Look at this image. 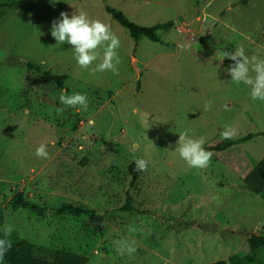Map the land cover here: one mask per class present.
<instances>
[{"label": "rangeland", "instance_id": "374dc122", "mask_svg": "<svg viewBox=\"0 0 264 264\" xmlns=\"http://www.w3.org/2000/svg\"><path fill=\"white\" fill-rule=\"evenodd\" d=\"M105 6L142 26L174 21L158 33L166 44L142 38L134 51ZM81 11L119 37V75L90 74L70 44L52 37L61 12ZM240 46L264 58V0H28L7 11L0 19V229L12 225L35 246L85 255L87 264H239L249 235H264V196L242 183L264 157V136L210 151L203 170L189 168L175 149L185 131L204 138V148L219 144L227 128L235 130L231 139L264 131V102L232 82L230 60H220ZM28 62L66 75L64 87ZM61 92L86 94L87 111L62 105ZM41 144L48 159L35 155ZM137 158L148 170L130 185ZM19 192L48 209H92L103 230L87 218L29 216L9 204ZM127 194L134 212L120 210ZM125 238L136 241L131 257L114 244Z\"/></svg>", "mask_w": 264, "mask_h": 264}, {"label": "clouds", "instance_id": "9594fccd", "mask_svg": "<svg viewBox=\"0 0 264 264\" xmlns=\"http://www.w3.org/2000/svg\"><path fill=\"white\" fill-rule=\"evenodd\" d=\"M60 19L52 23L51 35L57 41V45L70 44L74 50V59L82 69L90 70V74L96 72H111L119 75L121 58L118 49L121 42L118 36L112 32L110 26L101 20L90 19L87 13L79 12L71 18L65 12H61ZM229 59L234 63L230 65L227 72L231 81L236 85H246L250 88V97L253 101L264 102V58L258 54L248 55L243 46L235 48L234 52L222 51L220 60ZM99 61V63H96ZM95 63V67L93 64ZM59 101L67 108L77 111H87L88 97L83 93L68 95L61 92ZM211 109V103L205 105V110ZM64 109H57L62 112ZM235 130L227 128L222 132L224 139H231ZM204 138H193L187 131L179 134L178 146L175 151L189 168L203 170L210 165L212 153L204 148ZM35 155L42 159H48L47 147L41 144ZM135 169L139 172L148 170V161L137 158L134 161ZM129 233H135L137 229L130 226ZM13 232L12 225H5L0 236V264H3L5 254L12 247L9 239ZM116 250L121 256H132L136 251V241L127 238L114 241Z\"/></svg>", "mask_w": 264, "mask_h": 264}, {"label": "trees", "instance_id": "16d2710c", "mask_svg": "<svg viewBox=\"0 0 264 264\" xmlns=\"http://www.w3.org/2000/svg\"><path fill=\"white\" fill-rule=\"evenodd\" d=\"M28 0H0V19L10 10H20L26 7ZM245 4L246 0H242ZM105 11L129 33L135 43L134 51H136L138 42L142 38H146L154 43L166 44L162 40L159 32H167L174 26V21L158 23L153 27L142 26L129 20L124 12L105 6ZM230 65L234 62L229 61ZM26 68L33 70L47 79L53 81L58 88L64 87V82L67 76L64 74H56L49 69L43 68L39 64L28 62ZM264 136V131L257 134H248L235 139H223L219 144L205 148L207 151L222 152L232 147L242 144L245 141L251 140L256 136ZM132 180L130 185H134L137 180L138 173L135 166L130 167ZM243 189L254 195L264 196V157L245 175L242 180ZM126 204L120 208L123 212H134L135 209L131 205V198L127 194ZM9 204L16 209H21L29 216L45 217L52 215L54 217L70 216L73 218H87L92 221L97 230H103V217L98 215L94 210L82 208L75 205H61L54 209H48L36 205L29 201L22 193H17L10 200ZM264 228V226H263ZM3 229V228H2ZM0 229V236L3 235ZM9 239L12 241V247L5 254L3 262L6 264H87L88 258L85 255L77 254L64 249H49L45 247L35 246L27 240L19 237L14 231ZM210 264H226L224 260L216 261ZM239 264H264V235L254 233L250 234L246 250L243 253Z\"/></svg>", "mask_w": 264, "mask_h": 264}]
</instances>
